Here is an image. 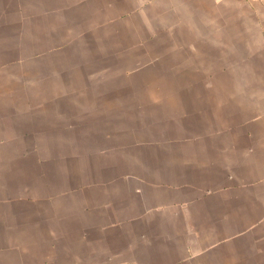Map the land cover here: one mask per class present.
<instances>
[{"label": "crops", "instance_id": "crops-1", "mask_svg": "<svg viewBox=\"0 0 264 264\" xmlns=\"http://www.w3.org/2000/svg\"><path fill=\"white\" fill-rule=\"evenodd\" d=\"M0 264H264V0H0Z\"/></svg>", "mask_w": 264, "mask_h": 264}, {"label": "rangeland", "instance_id": "rangeland-1", "mask_svg": "<svg viewBox=\"0 0 264 264\" xmlns=\"http://www.w3.org/2000/svg\"><path fill=\"white\" fill-rule=\"evenodd\" d=\"M110 55L111 54H109L107 58L111 59V61L107 60L108 62L103 63L102 68L98 70L95 68V65H99L100 62L81 64L80 71H75L80 73L76 75H68L65 73L66 76L64 80L62 79V73L66 72L64 70L66 69L64 65L68 64L61 62H46L42 64L39 70L46 74V78H51L55 73L52 79H55V82H65L66 85H70V81L72 80L75 81L77 86L141 87L144 85H158V77L160 73L164 72L166 69L164 63L160 61L158 56L152 57L149 61L130 62L126 60L127 55H120L119 53ZM73 65L78 67V64H69L70 67H68V70H70L71 67L73 68ZM31 66L33 65H30V67ZM30 67H28V69L32 71L34 66ZM75 69L74 67V70ZM85 77L86 79H84Z\"/></svg>", "mask_w": 264, "mask_h": 264}]
</instances>
